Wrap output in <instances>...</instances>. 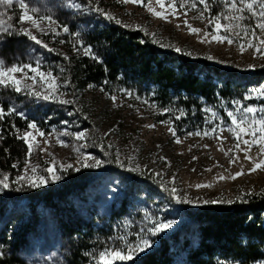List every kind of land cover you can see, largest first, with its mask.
I'll list each match as a JSON object with an SVG mask.
<instances>
[{
	"label": "rangeland",
	"instance_id": "rangeland-1",
	"mask_svg": "<svg viewBox=\"0 0 264 264\" xmlns=\"http://www.w3.org/2000/svg\"><path fill=\"white\" fill-rule=\"evenodd\" d=\"M25 2L31 7L39 9L37 15L51 14L56 19L57 24L52 27L59 35H53L47 22L41 25L45 29L44 32L50 33L57 41L71 42V34L62 31V23L71 21L70 13L65 11V6H63L65 0H25ZM97 2L102 5L101 7H105V12L121 21L127 28L139 29L148 33L150 38L155 40V43L161 48L175 50L178 47L181 49L180 53L191 59L206 60L221 68L233 69L242 73L264 69V57L255 52L253 48L247 47L246 41L253 40V37L246 35V32L255 29V25L259 22V17H250L247 11L243 13V20L221 21L230 26L240 25L227 33L234 41L232 44H228L226 41L224 43L201 42L205 39V32L213 31V28L208 24V19L231 14L224 0H209L211 11L204 13V19L197 18L204 6L197 3L195 8L191 7L193 0H183L185 7L179 9L176 15H173L172 11L167 8L161 9L155 0H151L150 6L156 11L164 12L167 19L158 18L148 11L145 5L149 3V0H145L144 4H124L122 0H94V5L98 4ZM19 14L18 5L14 4L12 8H8L6 5L0 4V21L4 22V27L8 28L10 32L14 28L13 20L19 19ZM235 15L241 14L236 13ZM8 16H11L12 19L9 20ZM185 20L192 27L201 29V32L190 33L184 23ZM22 27L29 28L33 35L41 33L32 28L30 22H25ZM256 31L257 34L260 33V30ZM1 39H3V33H0V48L5 46ZM207 39L210 40L211 37L209 36ZM241 44L245 45L243 52L240 51ZM22 48L21 45L19 49ZM73 51L75 50L73 49ZM186 53H191V55ZM17 54H19L18 57L11 60L6 58L11 54H0V59L4 61L5 66L19 64L18 62L27 64L37 60L36 55L29 56L24 50H18ZM209 56L213 59H208ZM249 65H254V67L249 68ZM25 71L28 75L23 83L31 85L33 92L47 94V85L42 87L41 83L36 82L39 78L35 77L34 73L27 69ZM39 71L47 72L40 69ZM15 75L20 78L23 74L16 73ZM54 76L61 83V87L54 93L56 101H70V103H61V107H67L70 111L68 119H60L49 131H43L37 126L45 133L44 137L39 136L35 129H28V126L27 129L19 132V136H22L26 130L31 131L36 137L30 165L38 166L37 175H45L48 182L39 188L13 184L11 189L0 191V226L4 218L13 217L12 208L18 206L16 203H9L12 200L17 202V198H10V195L19 198L23 196L39 197L38 195L47 191L54 192L64 189L69 181L70 173L90 172V175H93L90 180V190L85 194L87 199L83 207L78 204L80 206L76 214L80 215L83 210L87 211L85 208L92 210V212H88L89 216L95 215L96 212L101 213L108 204L112 202L117 204V201L125 197L128 206L127 214L114 230L113 240L105 242L100 251L109 247L124 248L126 243L135 244L140 236L149 239L151 247L134 255L132 259H135L138 255L157 247L161 238L176 231L182 221L168 215L167 212L171 208L167 203H171L175 199L161 189L160 183L169 189L176 188V196L180 199L186 198L190 202L184 204L190 205L204 204L205 201L231 200L238 195L264 190V168L255 172L250 171L254 167V163L264 159V156H261L258 147L253 146L247 153L253 159H245L246 153L242 149L246 146L243 144V139L251 140V137H242L240 149H237L235 146L237 141L228 131L231 124L227 117L229 111L235 112L238 117L244 115L237 111L240 105L264 107V98H259L256 93L251 91L253 88L264 86V81L247 87L239 96L231 98L228 103L223 102L222 109L210 105L205 106L204 109H210L211 112L204 111L203 126L191 130L183 129L179 134L176 133L181 141L176 143L175 137L169 131L170 128L175 130L173 122L169 118H162L166 111L158 108L152 100L151 94L143 89L107 83L93 85L94 87L91 88L88 86L83 91L75 92L64 86L59 75ZM125 90L131 95H127ZM249 93L252 98L244 99ZM111 96L116 97L115 102L110 98ZM41 100L44 102L45 99ZM234 101H239L240 105ZM212 112L216 113L215 118L212 117ZM262 116H264V112L257 113L258 118ZM65 121L67 123H64ZM218 124L221 128L215 134L209 136L188 135V133L197 131H207ZM151 125H155V127H150ZM64 132L68 134L62 135ZM78 132H84L86 139L75 140L73 135ZM57 137L67 142L68 146L64 147L58 144ZM218 137H223V139ZM45 140L48 143H45ZM77 147L81 148L80 153L74 151V148ZM41 148H46L47 151L42 152ZM230 149L231 151H229ZM117 154L125 167L139 165V170L129 172L125 168L119 167L115 162ZM84 155L95 156L104 160L105 164L100 168L82 167L79 161ZM162 157L164 159H161ZM232 159L235 162H230ZM53 160L56 164L53 170L60 177L59 179L44 172V169L49 167ZM108 161H112V163H108ZM68 164L73 167L66 170L59 168L60 165ZM24 169L25 163L17 175H23ZM208 169L211 170L208 171ZM238 172H243V174L232 179V176ZM157 173L159 175H156ZM28 175H32L31 171L28 172ZM220 176L225 179H220ZM89 177L86 176L85 179H89ZM131 180L132 182H130ZM197 185L211 186L198 188ZM18 187L21 188L20 191L15 190ZM48 218L43 216L41 220L35 221L36 229L26 234L20 248V255L29 264H64V249L58 237L57 224L54 221H48ZM156 220H174L175 223L166 231L152 236L146 229L151 228ZM3 249L4 246L0 244V252L3 253ZM117 262H121V260H115L113 264ZM227 264L241 263L230 261ZM253 264H264V260L256 261Z\"/></svg>",
	"mask_w": 264,
	"mask_h": 264
},
{
	"label": "trees",
	"instance_id": "trees-1",
	"mask_svg": "<svg viewBox=\"0 0 264 264\" xmlns=\"http://www.w3.org/2000/svg\"><path fill=\"white\" fill-rule=\"evenodd\" d=\"M77 2L88 6V0ZM95 5L105 10L99 3ZM65 11L70 13L71 21L62 25H67L70 33L79 32L78 36L71 35L70 43H61L47 32L37 33L38 39L54 49L48 51L18 34L22 25L16 18L12 32L3 33L1 40L5 46L0 48V54H11L6 57L8 60L17 58L18 50L36 55L41 62L40 70L59 75L63 84L70 81L66 88L75 92L89 85L107 83L143 89L151 94L158 108L166 111L162 118L173 122L177 134L183 129L201 128L205 106L222 109L223 102L228 103L247 87L264 81V69L242 73L221 68L161 48L148 33L127 28L97 13L66 6ZM81 43L90 46L99 59L94 60L83 51H73V44L79 47ZM21 45L23 48L19 49ZM32 64L35 66V61ZM12 106L24 117L14 113L0 120V172L8 174L10 180L21 172L26 160L27 145L18 138L19 132L27 129L30 122L49 131L70 114L56 99L43 102L27 90L16 93L0 86V107L6 111ZM13 164L17 167L13 168ZM88 173H70L64 189L47 191L39 197L10 195L17 202L9 203L18 206L12 208L13 217L4 218L0 226V244L4 246L0 264H29L20 255V248L26 234L36 229L35 221L43 216L57 224L64 264H95L103 244L113 240L114 230L126 216L128 206L124 197L117 204H108L101 213L89 216L92 210L85 208L87 211L77 215L90 190L93 175ZM167 205L171 208L168 215L182 220L178 229L162 237L152 250L115 264H227L230 261L253 264L264 260V190L215 203L190 205L173 201Z\"/></svg>",
	"mask_w": 264,
	"mask_h": 264
},
{
	"label": "snow or ice",
	"instance_id": "snow-or-ice-1",
	"mask_svg": "<svg viewBox=\"0 0 264 264\" xmlns=\"http://www.w3.org/2000/svg\"><path fill=\"white\" fill-rule=\"evenodd\" d=\"M124 4L133 3V4H144L145 0H122ZM155 2L159 5L161 9L167 8L168 10L172 11L173 15H176L179 9H182L185 7L183 0H155ZM225 5L228 7L229 12L231 14H225L223 16H215L213 18L208 19V24L213 28V31L211 32H205L204 36L205 39H203L201 42H217V43H224L225 41L228 44H232L234 41L230 38L229 35H227L228 32L233 31L234 27H240V25H233L230 26L228 24H224L221 21L222 20H229V21H239L243 20V13L247 11L251 16L259 17V22L255 25V29H252L248 32H246V35H251L253 37V40L246 41L248 48H253L255 52L260 53L262 57H264V0H224ZM151 0H149V3L145 5L148 9V11L152 14H154L158 18L167 19V16L162 11H156L153 7L150 6ZM197 3L200 5H203V10L199 13L197 16L198 19H204L205 12H210L211 9L209 7V0H193V3L191 4V7L195 8L197 6ZM0 4L6 5L8 8H12L14 4L18 5L20 9L19 14V23L23 25L25 22H30L31 27L35 28L36 30L43 33L45 29L41 26L42 23L47 22L48 28L50 31H52L53 35H59L58 32L55 31V29L52 27L53 25L57 24L56 19L51 14L47 15H37L39 12V9L31 7L28 3L25 2V0H0ZM63 6H66L70 9L75 10H82L85 12H94L101 16H103L107 20H115L116 23H121V21L117 20L114 16L111 14L105 12L104 9L100 8L98 5H94V0H88V6L84 7L80 3L77 2V0H65V3ZM179 6V7H177ZM258 8V10H257ZM236 13H240L241 15L237 16ZM185 15L187 13H184ZM8 19L11 20L12 17L8 16ZM185 25L188 27L190 33L197 34L201 32V29L192 27L190 24H188L187 20L184 21ZM11 27V26H9ZM260 30V33L257 34L256 30ZM9 31L8 28L4 27V22L0 21V33H7ZM62 31L65 33H70V29L67 25L62 26ZM18 34L26 36L29 40L34 41L37 45H41L48 51H54V49H51L48 47L47 44L43 43L40 39L37 38V36L33 35L32 31L29 28H20L18 30ZM73 36H78L79 32L76 33H70ZM236 35H239V33H236ZM211 37V39H207L208 37ZM258 41V43H256ZM61 43H64V41H60ZM155 43L156 41L153 40ZM73 48L75 51L80 52L83 51L85 55L90 56L94 60H98L99 58L92 52L90 46H84L82 43L79 47H77L76 44H73ZM175 51L180 52V48H175ZM240 51H245V45H240ZM188 55H191V53H186ZM208 59H213L211 56L207 57ZM64 59H68L67 56H64ZM41 67V62L39 60L35 61V66H33L32 63L27 64H13L11 66H5L4 61L0 59V86L11 88L14 92L20 93L22 91H29L30 95L35 96L38 99H56V96L54 93L57 92V90L61 87V83L59 82L58 78L53 75L51 71L43 72L39 71ZM249 68H253L254 65H249ZM30 70L32 73L35 74V77H38V81L41 83L42 87L46 84L47 89L46 93L42 95L40 92H33L31 91V85H28L26 83H23V80L27 77L28 73L25 70ZM63 71V70H61ZM16 73H22L23 75L20 78L16 77ZM33 77V79H35ZM107 83V81H105ZM71 82L65 80L64 86H70ZM89 87H94L93 85H89ZM103 91V89H101ZM252 93H256L259 98H264V86H259L256 88H253ZM127 95H131V93H128L125 90ZM113 102L116 101L115 96L110 97ZM251 93L246 95L244 99H251ZM59 103H70V101L67 100H59ZM237 105H240L239 101H234ZM205 112H211L210 109H204ZM237 111H240L244 113V115L238 117L235 112L229 111L227 113V117L230 120L231 126L228 128V131H230L233 135V137L236 139V148L240 149V141L242 137H251V140L249 139H243V144L246 146L243 151H245V159L252 160L253 158L250 155H247V153L250 151L251 147L256 146L259 149V153L261 156H264V116L257 117L258 112H264V107L256 108L252 106H246V105H240L237 108ZM17 114L21 117H24V114L22 112H17L14 106L10 107L6 111L3 109V107H0V120H3L6 115L11 114ZM183 115V113H182ZM216 113L212 112V117L215 118ZM176 119H180V116H177ZM64 123H67L66 121ZM150 127H155V125H151ZM221 126L218 124L216 127H213L207 131H197L195 133H188V135H197V136H209L210 134H215L218 129H220ZM28 129H35L36 132L39 134V136L44 137L45 133L41 131L37 125L34 122H30L28 124ZM222 130V129H221ZM169 131L171 132L172 136L175 137V142L180 143L179 137L176 136V132L174 129L170 128ZM67 132H64L62 135H67ZM107 135V133H106ZM2 138V137H0ZM19 139H22L24 143L27 145V154H26V160H25V169L23 175H17L14 180H10V177L6 173H0V191L11 189L13 184H20V185H27L29 187L33 188H39L42 185H44L47 181V177L45 175H37L38 166H31L30 165V157L34 150V144L36 142V137L32 134L31 131H25L22 136H18ZM73 138L77 141L85 140V133L84 132H78L73 135ZM220 139H223V137H218ZM45 143H48L47 140H45ZM57 143L61 146L67 147V142L61 140L59 137H57ZM36 147H38V144H36ZM111 147V145H109ZM207 147V146H206ZM40 151L46 152V148H41ZM74 151L77 153L81 152V148L77 147L74 148ZM231 151V149L229 150ZM107 155V153H105ZM131 159V158H130ZM161 159H164L163 157ZM195 159V158H194ZM81 163L82 167L85 168H100L105 164L104 160H101L95 156L91 155H84L83 158L79 161ZM117 165L121 168H125L126 171L129 172H137L139 170V165L136 166H129L125 167V164L119 160V155L117 154L116 161ZM230 162H235L234 159L230 160ZM108 163H112V161H108ZM13 168H16L17 165L13 164ZM56 167L55 160L51 162V165L49 167H46L44 169L45 173L50 174L55 179H59L60 177L56 175L55 171L53 170ZM73 165H60L59 168L62 170H66L67 168H71ZM264 168V159H260L259 162L254 163V167L250 170L252 172H255L259 169ZM79 171V169H76ZM211 169H208L210 171ZM31 171L32 175H28V172ZM243 172H238L236 175L232 176V179H235L236 176L242 175ZM156 175H159L157 173ZM220 179H225V177L220 176ZM174 180V178H173ZM159 183V182H158ZM211 185H197L196 187H210ZM160 187L163 191L167 192L170 197L175 199L176 203H189L186 198L180 199L176 196L177 189L171 188L169 189L166 185L163 183H160ZM16 191H20L21 188H16ZM209 201H205V203H208ZM212 203H215L216 201H211ZM232 201H229L231 203ZM174 220H167V221H160L156 220L153 222V226L151 228L146 229L150 235L155 236L161 232L166 231L167 229L171 228L174 225ZM122 239V238H121ZM151 247V241L143 236H140L138 238V241L135 244H125L124 248H104L102 251H100L96 257H95V264H113V261L115 260H130L133 258L134 255L138 254L139 252L145 251L146 248ZM3 253L0 252V256H2Z\"/></svg>",
	"mask_w": 264,
	"mask_h": 264
}]
</instances>
